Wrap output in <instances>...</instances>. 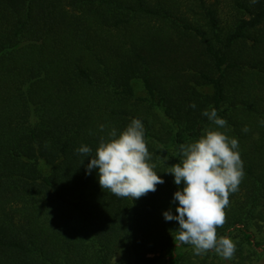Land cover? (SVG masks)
I'll use <instances>...</instances> for the list:
<instances>
[{"label":"trees","instance_id":"trees-1","mask_svg":"<svg viewBox=\"0 0 264 264\" xmlns=\"http://www.w3.org/2000/svg\"><path fill=\"white\" fill-rule=\"evenodd\" d=\"M213 108L245 173L217 229L240 239L231 260L163 216ZM136 118L164 183L133 200L77 150ZM263 227L264 0H0V264H260Z\"/></svg>","mask_w":264,"mask_h":264},{"label":"clouds","instance_id":"clouds-1","mask_svg":"<svg viewBox=\"0 0 264 264\" xmlns=\"http://www.w3.org/2000/svg\"><path fill=\"white\" fill-rule=\"evenodd\" d=\"M257 0H251L255 4ZM191 107L195 108V104ZM215 128L205 129L198 139L180 145L182 159L169 167L167 173L174 176V183L183 187L173 196L178 201L177 215L171 209L164 211L166 221H178L175 240L183 245H191L195 255L209 251L225 260H231L236 252V244L229 237L217 236V229L223 227L227 217L225 209L229 196L238 191L245 175L243 161L239 152V142L230 138L224 131L227 121L220 118L213 108L204 110ZM100 125V130H105ZM247 133L250 129H242ZM145 127L138 118L122 130L119 135L115 128L100 137L95 154L92 148L82 145L77 151L90 157L86 174L98 170V182L102 189L109 190L121 198L138 200L148 193L155 192L157 185L164 180L154 171L145 141Z\"/></svg>","mask_w":264,"mask_h":264},{"label":"rangeland","instance_id":"rangeland-1","mask_svg":"<svg viewBox=\"0 0 264 264\" xmlns=\"http://www.w3.org/2000/svg\"><path fill=\"white\" fill-rule=\"evenodd\" d=\"M133 86H134L135 90L137 91V93L139 95H145L144 94V89H143V87H142V85H141V83L139 81H135L133 83ZM253 232L255 234L256 240H259L261 242H264V227L261 230H258L257 228L256 229H253ZM230 238L233 240V242L235 244H237L239 242V240H240L239 238H237L236 234H234ZM166 260L167 259L165 257L162 258L160 264H165V261ZM260 264H264V256H261Z\"/></svg>","mask_w":264,"mask_h":264}]
</instances>
